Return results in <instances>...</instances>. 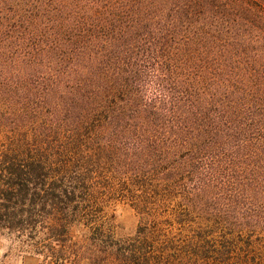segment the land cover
<instances>
[{
	"label": "trees",
	"instance_id": "16d2710c",
	"mask_svg": "<svg viewBox=\"0 0 264 264\" xmlns=\"http://www.w3.org/2000/svg\"><path fill=\"white\" fill-rule=\"evenodd\" d=\"M0 231L56 264H264V0H0Z\"/></svg>",
	"mask_w": 264,
	"mask_h": 264
},
{
	"label": "rangeland",
	"instance_id": "374dc122",
	"mask_svg": "<svg viewBox=\"0 0 264 264\" xmlns=\"http://www.w3.org/2000/svg\"><path fill=\"white\" fill-rule=\"evenodd\" d=\"M115 198L117 195L100 192L83 204L89 208L90 219L95 221L101 230L114 238H128L134 234L139 217L126 201ZM74 236L73 241H80V244L73 245V248L77 249L83 245L81 240H86L87 235L78 227ZM27 239L25 234L0 231V264H56L51 257H47L48 251L44 248V242L37 244Z\"/></svg>",
	"mask_w": 264,
	"mask_h": 264
}]
</instances>
